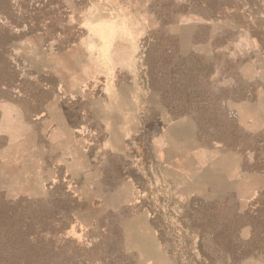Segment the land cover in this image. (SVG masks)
<instances>
[{
    "label": "rangeland",
    "instance_id": "374dc122",
    "mask_svg": "<svg viewBox=\"0 0 264 264\" xmlns=\"http://www.w3.org/2000/svg\"><path fill=\"white\" fill-rule=\"evenodd\" d=\"M7 1L43 32L11 28L17 40L8 44L0 37V206L18 208L0 223V264L12 255L24 264L33 247L32 264H206L200 246L207 264H264V200L245 215L237 197L263 179L227 184L209 170L231 159L213 163L219 152L196 153L188 125L173 129L186 102L192 118L214 112L212 128L227 142L247 137L248 147L264 134V59L251 34L232 18L208 19L200 0H129L152 21L136 45L138 69H152L161 88L139 91L121 69L133 32L114 0ZM185 25L198 32V66L213 74L186 72ZM130 99L143 101V118ZM51 222L69 229L51 236ZM224 227L250 251L238 263L215 242Z\"/></svg>",
    "mask_w": 264,
    "mask_h": 264
},
{
    "label": "crops",
    "instance_id": "0c3cea01",
    "mask_svg": "<svg viewBox=\"0 0 264 264\" xmlns=\"http://www.w3.org/2000/svg\"><path fill=\"white\" fill-rule=\"evenodd\" d=\"M114 1H115L114 11H116L117 13L123 12V14L127 13V18L125 19L128 20L129 24H125V25L131 27L132 32H133L132 39L129 41L132 45L133 52H131V57H128L129 62L126 65H124V67H121V69L128 75V78H130L131 80V83H130V80H128L129 82L127 85L129 87L133 86L134 89H139V91H141V86H142L144 87L145 91L151 90L154 92H158L161 90V88L158 87L157 90H153L150 86V83H152L150 80V76L152 75L154 76L152 69H145V70L140 69L139 70L137 66L138 65L137 59L139 56V52L136 51L137 50L136 45L139 44L138 42H140L141 38L145 35L143 29L147 31V29L151 25L152 23L150 19L151 17L147 15L146 10L143 9L142 7L143 4H141L140 7H138L137 4L129 3L128 2L129 0H114ZM123 1L125 4H121ZM236 1H239V2L241 1L243 4L247 5V3H245V0H236ZM201 4L203 5L199 6L198 9H200L201 12H207L208 19H211L213 21L221 20V19L213 18L210 10L206 6L204 7V3H201ZM245 7L247 8V6ZM234 21L239 30L247 31L243 29L235 19ZM197 33L198 32L196 30V27L193 28L192 25H185L183 26L182 33L180 35V48L182 49L184 59L188 61L187 65L185 66L186 72L190 74H196V75H199V74L211 75L213 74L212 66L207 65V67L205 68H208V69L198 66V62L199 60H201V58H198V56L195 55L197 53L196 50H198V47L200 44L197 41ZM252 38L255 39L256 42L258 43L256 38H254L253 36ZM258 50L262 58L264 59V56L262 52L260 51V46ZM139 77H141L140 79H143L144 77L143 83H139L140 81V79H138ZM142 102L143 101L141 100L139 103L138 102L134 103L132 102V99H130V108L132 109L134 108L132 111H135L136 113L134 116L136 115L138 117L142 116L141 113L139 114V110L140 109L142 110V107H143ZM181 106H184L187 112L181 114V116H178L176 112V119L174 116V121H173L174 122L173 129L176 130V123H180V124L183 123V124L188 125V137L187 138L194 141V145H195L194 150H196V153L203 152L204 155H206V154H213L214 152H219L217 153L219 158L213 160V163L219 161L220 159L222 160L226 157L231 159V164L227 165L228 169L213 168L212 170H209L210 173H213V175L219 176V178L225 181L227 184L231 183L229 185L234 184L235 187L239 189H242L246 186V182L250 179V177H253V178L256 177L258 180L263 179L264 181V174L260 171L254 170L253 168V166L256 163L255 161L256 153L254 151L245 152V151L236 150L231 147H225L222 143H218V142H212L208 144V143L200 141L199 139L200 121L198 119H200L202 112H200L198 116H195L192 118L194 109H192L191 106L190 107L187 106L186 102L182 103ZM208 113H211V112H208ZM129 114L133 115L131 112ZM212 114H214V112ZM192 119H195L197 121V127L195 128L194 126H192V123L194 122L192 121ZM213 123L218 124V121H215V122L213 121ZM210 131L213 134H215L216 137H218L216 135L215 128H211ZM262 134L260 133L259 135H256L255 137H258V136L260 137V135ZM249 155H252L250 159L248 158ZM204 187H208V185L204 184ZM262 192H264V184H263V187H260V185L256 187L255 191L248 196L243 192V190H240L238 192L239 194V196H237L238 201L241 204L246 203V207L242 210V213L247 215V213L250 212V208L252 207V205L254 203L256 204L258 200H260ZM247 226L248 225H244L243 227L245 228Z\"/></svg>",
    "mask_w": 264,
    "mask_h": 264
},
{
    "label": "trees",
    "instance_id": "16d2710c",
    "mask_svg": "<svg viewBox=\"0 0 264 264\" xmlns=\"http://www.w3.org/2000/svg\"><path fill=\"white\" fill-rule=\"evenodd\" d=\"M201 3H204V7L206 6L213 18L216 19H224V18H234L238 24L245 30H247L254 38L257 39L260 51L262 52L264 56V0H248L247 5L243 4L241 1L236 0H200ZM7 4L6 9L3 12L4 20L8 23L9 26L4 27L2 30L1 36L3 40L2 43H11L14 42V40H17L15 35H11L9 29L14 30H22L24 27L26 31L28 32V35L35 34L39 32H43L42 29H40L37 26H32L30 23H26L25 20H27V17H20L18 16L17 12L14 10H11L9 8V1H5ZM247 6V8L245 7ZM199 7V6H198ZM203 7V8H204ZM25 24V25H24ZM2 51H4V47L2 48ZM150 80L152 83H150V86L153 90H157V87L153 85V80H155V77L152 75L150 76ZM208 109L204 107L202 109V114L199 123V139L202 142L205 143H212V142H218L222 143L225 147H231L236 150L240 151H254L256 153V163L253 166L254 170L260 171L264 174V134L260 135V137H255L251 141L252 144L250 146H245V140H247V137H242L241 142L239 145L236 142H227L223 137H216L215 134H213L210 130L212 126H217L216 123H213V121H218L219 119L216 116V114L208 113ZM176 112L178 116H181V114L187 112L184 108V106H178L176 108ZM215 115V116H213ZM216 131V130H215ZM217 135V134H216ZM244 145L241 146V144ZM260 199L264 200V192H262V195ZM259 201V200H258ZM18 208L13 205H7V206H0V223L6 222L8 219L14 218V216L17 214ZM262 212V218L264 220V201L262 202V209L260 210ZM210 219H213V217H209ZM49 227L50 235H55L60 228L66 230L69 229V225L65 226L64 224L60 227L53 224L52 222L48 223L47 228ZM227 228L224 227L223 229L217 231L214 235V239L216 244L220 247V249L225 252L229 257L230 260L233 263H238L242 261L245 257L249 256L250 251L243 249V247L239 246L234 239V234H229L226 230ZM161 235V233H160ZM43 240V238H41ZM201 252L203 254L204 258H209V261L206 260L209 263H213V259L210 254H208L205 250H203L202 246H200ZM37 251L35 250V247L33 249L27 251V256H23L22 262L24 264H32L34 254ZM15 256L12 255L10 257V260L12 264H15Z\"/></svg>",
    "mask_w": 264,
    "mask_h": 264
}]
</instances>
